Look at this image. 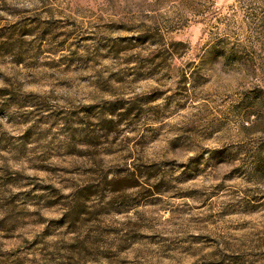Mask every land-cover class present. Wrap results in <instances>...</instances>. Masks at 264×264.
Segmentation results:
<instances>
[{
    "label": "rangeland",
    "instance_id": "374dc122",
    "mask_svg": "<svg viewBox=\"0 0 264 264\" xmlns=\"http://www.w3.org/2000/svg\"><path fill=\"white\" fill-rule=\"evenodd\" d=\"M0 264H264V0H0Z\"/></svg>",
    "mask_w": 264,
    "mask_h": 264
}]
</instances>
